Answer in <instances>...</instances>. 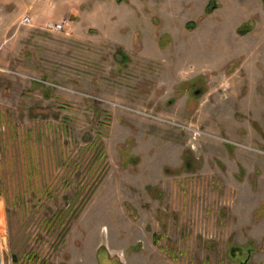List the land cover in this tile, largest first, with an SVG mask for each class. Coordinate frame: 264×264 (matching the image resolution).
<instances>
[{
	"label": "rangeland",
	"instance_id": "1",
	"mask_svg": "<svg viewBox=\"0 0 264 264\" xmlns=\"http://www.w3.org/2000/svg\"><path fill=\"white\" fill-rule=\"evenodd\" d=\"M209 1L0 0L1 264H264V1Z\"/></svg>",
	"mask_w": 264,
	"mask_h": 264
},
{
	"label": "built area",
	"instance_id": "2",
	"mask_svg": "<svg viewBox=\"0 0 264 264\" xmlns=\"http://www.w3.org/2000/svg\"><path fill=\"white\" fill-rule=\"evenodd\" d=\"M21 24L23 25H33L32 20L29 16H24L21 19ZM66 21H60V22H46L42 28L46 31L50 32H65L66 30Z\"/></svg>",
	"mask_w": 264,
	"mask_h": 264
},
{
	"label": "trees",
	"instance_id": "3",
	"mask_svg": "<svg viewBox=\"0 0 264 264\" xmlns=\"http://www.w3.org/2000/svg\"><path fill=\"white\" fill-rule=\"evenodd\" d=\"M126 0H116L117 3H121V2H125ZM264 1V0H263ZM216 4L213 0H210L205 8V13H211L215 8H216ZM188 27H193L194 24L193 23H187ZM243 27L246 28L245 31H247L249 25L248 24H242V26L239 28V32L243 31ZM242 29V30H241ZM185 155V154H184ZM186 157V155H185Z\"/></svg>",
	"mask_w": 264,
	"mask_h": 264
},
{
	"label": "flooded vegetation",
	"instance_id": "4",
	"mask_svg": "<svg viewBox=\"0 0 264 264\" xmlns=\"http://www.w3.org/2000/svg\"><path fill=\"white\" fill-rule=\"evenodd\" d=\"M194 82H192L190 85H191V87H190V89H189V92L190 93H192V95H196L197 93V91H198V93H200L201 92V89H199V88H197L196 86H195V88L193 89V87H194V85L195 84H197V83H195V84H193ZM185 159H186V164H185V168L187 169L188 168V164H189V160H188V158H186L185 157ZM232 250V249H231ZM245 259V258H244ZM244 259L243 260H239L240 261V264H244Z\"/></svg>",
	"mask_w": 264,
	"mask_h": 264
},
{
	"label": "water",
	"instance_id": "5",
	"mask_svg": "<svg viewBox=\"0 0 264 264\" xmlns=\"http://www.w3.org/2000/svg\"><path fill=\"white\" fill-rule=\"evenodd\" d=\"M0 264H1V260H0Z\"/></svg>",
	"mask_w": 264,
	"mask_h": 264
}]
</instances>
